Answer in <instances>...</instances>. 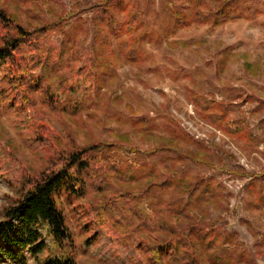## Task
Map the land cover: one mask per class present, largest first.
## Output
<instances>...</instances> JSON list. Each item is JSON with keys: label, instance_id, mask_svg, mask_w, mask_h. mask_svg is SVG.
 Segmentation results:
<instances>
[{"label": "rangeland", "instance_id": "374dc122", "mask_svg": "<svg viewBox=\"0 0 264 264\" xmlns=\"http://www.w3.org/2000/svg\"><path fill=\"white\" fill-rule=\"evenodd\" d=\"M82 1L0 0V6L28 30L45 22L58 21L62 31L71 35L76 33L78 39L81 37V49L91 46L95 50V29L90 15L84 13L85 7L72 9ZM126 2L127 12L136 11L141 15L143 32L152 33L151 41L143 44L141 63H118L106 84H99L100 94L96 95L95 90L93 93L87 91L83 98L85 108L76 113L63 111L59 106L51 107L38 90L34 94V116L44 118L48 124V136L53 139L57 151L65 153L73 148L101 144L110 164H149L158 170L159 182H163L164 174H167L161 163L176 158L181 147V141H173L172 137L188 133L210 149L219 151L215 161L202 165L176 161L172 172L177 170L179 175L188 172L193 178L214 177L224 188V200L221 209H210L208 223L218 226L225 238L237 232L239 245L232 249L235 264H245L239 261L243 250H247L249 259L264 264V14L252 20L219 26L193 24L175 31L171 0ZM244 3L245 6L264 9V0H245ZM72 11L73 17L70 16ZM123 15L118 14L120 21ZM77 25L85 27L87 32L80 28L75 31ZM121 38L123 40L126 36ZM111 42L116 50L118 40L112 39ZM60 51L59 46L52 47L43 83H53L67 72L60 65V61H64ZM192 93L219 104L209 112L201 111L192 101ZM220 109L226 111L227 119L242 121L244 131L230 135L212 124L209 115L219 114ZM20 111V102L8 88L2 71L0 145L12 157L16 173L24 168L29 173H39L48 168L56 150L46 142H33V145L25 142L31 135L29 130L18 125L23 119L19 117ZM30 116L32 113L28 118ZM138 119H145L146 132H140L142 126ZM183 149L199 152L190 142H186ZM168 165L172 166V162ZM17 176L14 174L15 185L11 187L0 175V219L3 209L20 197ZM112 179L111 187L123 192L134 185H124L116 173ZM95 195L90 189L85 203ZM173 201L162 190L155 189L145 196L143 204L150 211H163L167 217L170 209L175 223L179 217L177 206L184 205L186 197ZM58 203L76 234L77 243L81 244L87 236L82 228V223L88 221L87 216L71 199L62 197ZM108 217L115 228L114 234H117L114 235L115 242L143 254L144 247L137 234L130 233L131 230L116 218ZM89 233H94L91 228ZM103 240L100 239L95 247ZM112 249V259H118V255L120 260L128 257ZM81 259L84 264H108L87 253Z\"/></svg>", "mask_w": 264, "mask_h": 264}, {"label": "trees", "instance_id": "16d2710c", "mask_svg": "<svg viewBox=\"0 0 264 264\" xmlns=\"http://www.w3.org/2000/svg\"><path fill=\"white\" fill-rule=\"evenodd\" d=\"M171 1L175 31L193 24L219 26L252 20L264 14V9L245 6V0ZM81 7H85L84 13L90 15L95 29V50L91 46L81 49V37L78 39L76 33L62 31L58 21L45 22L28 30L0 6V72H4L8 88L20 102L19 117L23 119L18 125L29 130L31 137L25 139L26 143L46 142L56 150L54 159L44 171L29 173L24 168L16 173L12 157L0 145V175L13 187L14 174H18L20 194L1 213L0 264H84L81 257L86 253L108 264H235L232 249L239 245L237 232L225 238L218 226L207 221L211 208L223 207L224 188L214 177L193 178L188 172L179 175L177 170L172 172L171 169L176 161L193 165L210 163L219 156V151L210 149L188 133L172 137L173 141H181V147L177 157L168 161L172 166L166 161L161 163L167 174H164L165 180L159 182L158 170L149 164H110L101 144L73 148L65 153L57 151L53 139L48 136V124L44 118L34 116L36 91H42L51 107L59 106L70 113L83 111L87 91L95 90L96 95L100 94L99 84H106L118 63L139 64L144 58L143 44L151 41L152 33L143 32L139 13L127 12L126 0H83L72 9ZM119 13L124 14L121 21ZM70 14L73 17V11ZM77 26L75 31L80 28L87 32L82 25ZM123 36L126 38L122 40ZM112 39L118 40L116 50L112 47ZM55 46L60 47L59 55L64 58L60 65L67 72L53 83H43L47 59ZM245 64L249 69L248 62ZM191 99L205 112L219 104L210 103L196 93H192ZM31 113L33 116L28 118ZM209 116L210 122L227 134L239 135L245 129L242 121L227 119L223 109ZM138 123L142 126L140 132H146L145 119H138ZM186 142L199 152L185 151ZM114 173L122 178L124 185L134 183L132 188L125 192L112 188L110 182ZM90 189L97 195L85 203ZM155 189L162 190L174 203L186 197L185 204L177 206L179 217L175 223L170 209L167 217L161 210L150 211L144 206L143 199ZM107 191L110 193L106 194ZM62 197L76 202L87 216L88 221L82 223L87 236L81 244L77 243L76 234L59 206L58 199ZM108 216L122 222L130 233L137 234L144 247L143 254L115 242V228ZM90 228L93 234L89 233ZM102 238L101 245L95 247ZM112 248L128 257L120 260L118 255V259H112ZM239 261L257 264L249 259L247 250L241 252Z\"/></svg>", "mask_w": 264, "mask_h": 264}]
</instances>
